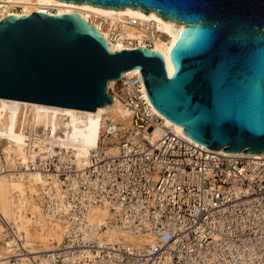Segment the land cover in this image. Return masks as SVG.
I'll return each mask as SVG.
<instances>
[{"label":"built area","instance_id":"1","mask_svg":"<svg viewBox=\"0 0 264 264\" xmlns=\"http://www.w3.org/2000/svg\"><path fill=\"white\" fill-rule=\"evenodd\" d=\"M122 24L144 33L142 45L129 38L124 49H153L145 20L120 22L112 42ZM107 93L126 116L103 117L81 171L70 152L38 146L27 163L10 166L0 139V173L36 171L43 211L63 228L47 264H264V155L210 150L176 133L149 102L137 69ZM94 210L105 214L98 225L89 221ZM107 230L151 241L109 239ZM20 242L0 264H22Z\"/></svg>","mask_w":264,"mask_h":264},{"label":"water","instance_id":"2","mask_svg":"<svg viewBox=\"0 0 264 264\" xmlns=\"http://www.w3.org/2000/svg\"><path fill=\"white\" fill-rule=\"evenodd\" d=\"M154 11L183 28L170 68L153 49L112 51L78 13L0 21V98L93 111L139 70L153 108L215 151L264 154V0H61Z\"/></svg>","mask_w":264,"mask_h":264},{"label":"bare ground","instance_id":"3","mask_svg":"<svg viewBox=\"0 0 264 264\" xmlns=\"http://www.w3.org/2000/svg\"><path fill=\"white\" fill-rule=\"evenodd\" d=\"M51 10L53 14L78 13L102 33L111 50L124 49L122 42L129 38L137 39L142 45L144 33L136 27L122 24L120 37L114 42L109 39V31L129 18L145 20L152 31L149 37L152 48L163 55L167 68L171 67L169 50L178 35L177 30L183 28L154 11L144 12L129 6L115 9L61 0H0V19L11 15L21 17L33 11L51 13ZM115 83L111 81L109 89ZM105 116L117 120L124 118L126 111L117 99L93 112L0 98V139L7 143L3 160L10 166L17 162L25 164L32 158V146L45 148L48 153L59 148L71 153L73 164L81 171L88 165L91 150L98 147L101 120ZM165 123L176 133H183L181 127L167 119ZM116 150L112 148L108 153L115 154ZM39 183L41 180L36 171L0 173V216L4 221L0 222V262L7 257L13 244L21 241L26 251L22 264H47L45 252L62 239L63 228L50 221L43 211ZM104 216L103 211L94 210L89 221L98 225ZM105 234L109 239L122 237L135 244L151 241L114 230H107Z\"/></svg>","mask_w":264,"mask_h":264}]
</instances>
